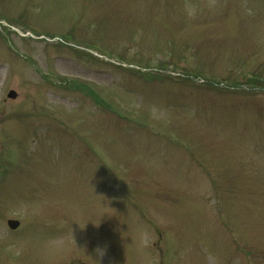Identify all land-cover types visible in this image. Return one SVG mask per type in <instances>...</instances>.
<instances>
[{"label": "rangeland", "instance_id": "rangeland-1", "mask_svg": "<svg viewBox=\"0 0 264 264\" xmlns=\"http://www.w3.org/2000/svg\"><path fill=\"white\" fill-rule=\"evenodd\" d=\"M0 264H264V0H0Z\"/></svg>", "mask_w": 264, "mask_h": 264}, {"label": "water", "instance_id": "water-1", "mask_svg": "<svg viewBox=\"0 0 264 264\" xmlns=\"http://www.w3.org/2000/svg\"><path fill=\"white\" fill-rule=\"evenodd\" d=\"M8 97L14 99L15 98V93L12 92V91L9 92ZM7 225H8V227L10 229H15L18 226V222L9 220L7 222Z\"/></svg>", "mask_w": 264, "mask_h": 264}, {"label": "clouds", "instance_id": "clouds-1", "mask_svg": "<svg viewBox=\"0 0 264 264\" xmlns=\"http://www.w3.org/2000/svg\"><path fill=\"white\" fill-rule=\"evenodd\" d=\"M189 14L191 15L192 13H191V12H189Z\"/></svg>", "mask_w": 264, "mask_h": 264}]
</instances>
